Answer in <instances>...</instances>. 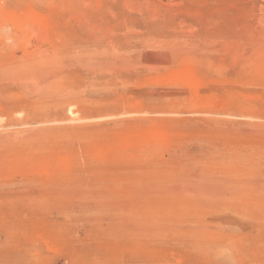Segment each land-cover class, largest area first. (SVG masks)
<instances>
[{
	"label": "rangeland",
	"instance_id": "rangeland-1",
	"mask_svg": "<svg viewBox=\"0 0 264 264\" xmlns=\"http://www.w3.org/2000/svg\"><path fill=\"white\" fill-rule=\"evenodd\" d=\"M0 264H264V0H0Z\"/></svg>",
	"mask_w": 264,
	"mask_h": 264
},
{
	"label": "bare ground",
	"instance_id": "bare-ground-1",
	"mask_svg": "<svg viewBox=\"0 0 264 264\" xmlns=\"http://www.w3.org/2000/svg\"><path fill=\"white\" fill-rule=\"evenodd\" d=\"M28 14L30 15V16H33V12H32V15L30 14V13H27V15L25 16V19H26V17L28 16ZM12 16V15H11ZM15 16V15H14ZM34 16H35V14H34ZM13 17V16H12ZM37 17V16H36ZM15 18V17H14ZM18 18V17H17ZM35 18V17H34ZM38 18V17H37ZM33 19V18H29V19H26L25 21H21L20 19H18V21H14V22H16V26H18L20 29L21 28H25V29H34L35 27H44V23L43 22H41V21H39L38 19ZM41 18V17H40ZM24 19V18H23ZM20 20V21H19ZM42 20V19H41ZM12 22H13V19H12ZM47 27V26H46ZM17 29V28H16ZM45 29V28H44ZM30 32H31V30H30ZM34 31H32L31 33H33ZM49 33V32H48ZM190 77V76H189ZM190 81H192V80H190ZM188 87V86H187ZM71 118V117H70ZM70 118H68L67 119V121H72V123H73V121L74 120H72V119H70ZM72 118H76V117H72ZM76 121V120H75ZM154 137V136H153ZM158 141V140H157ZM147 145V144H146Z\"/></svg>",
	"mask_w": 264,
	"mask_h": 264
}]
</instances>
